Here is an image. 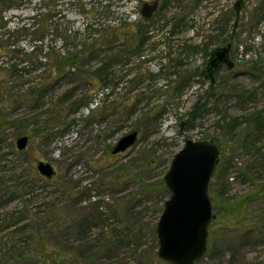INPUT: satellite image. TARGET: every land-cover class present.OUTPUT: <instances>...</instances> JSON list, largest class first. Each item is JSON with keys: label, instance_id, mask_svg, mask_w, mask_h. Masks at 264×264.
<instances>
[{"label": "rangeland", "instance_id": "obj_1", "mask_svg": "<svg viewBox=\"0 0 264 264\" xmlns=\"http://www.w3.org/2000/svg\"><path fill=\"white\" fill-rule=\"evenodd\" d=\"M7 1L0 3V264H167L157 235L171 196L165 176L188 140H214L222 151L209 186L208 251L195 264H264V0H243L239 14L240 0H160L151 19L141 9L154 0H56L52 35L36 52L13 30L46 5ZM126 24L136 32L123 41L106 33ZM89 41L99 44L93 59L59 81L50 67L48 82H57L41 100L28 96L49 47L73 53ZM228 43L235 66L217 71L208 93L203 71ZM136 129L137 144L111 155ZM39 161L55 167L54 178L40 175Z\"/></svg>", "mask_w": 264, "mask_h": 264}, {"label": "water", "instance_id": "obj_2", "mask_svg": "<svg viewBox=\"0 0 264 264\" xmlns=\"http://www.w3.org/2000/svg\"><path fill=\"white\" fill-rule=\"evenodd\" d=\"M3 0H0V3ZM158 0L145 2L141 12L145 19H151L159 9ZM243 0L235 8L239 14ZM231 44L212 52L204 74L214 82V74L223 66L233 69L230 59ZM140 129L121 138L110 149L111 155L126 152L139 141ZM28 137L17 140V149L27 148ZM222 157L221 147L214 140H188L185 147L176 154L170 170L165 176V184L171 192L164 204V210L157 226L159 239L158 257L167 264H195L203 258L209 245V228L215 219L209 186L217 164ZM38 172L46 179L57 174L55 167L39 161Z\"/></svg>", "mask_w": 264, "mask_h": 264}, {"label": "trees", "instance_id": "obj_3", "mask_svg": "<svg viewBox=\"0 0 264 264\" xmlns=\"http://www.w3.org/2000/svg\"><path fill=\"white\" fill-rule=\"evenodd\" d=\"M42 1L44 5H46V9L42 11V13L37 14V16H35L34 18V21L31 22L30 24H27V23L18 24L14 27V30H13L14 32L18 33L19 36L20 35L23 36V34L25 33V35L30 37L31 42L33 43V46L31 47L32 52L33 51L36 52L38 51L39 48H42L44 44L48 41V38L52 35L51 34L52 29H53L52 17H53V12L55 11V7H56V0H42ZM4 2H8V1L4 0ZM122 28L123 29L120 32H119V29L108 28L106 29V33L108 34L113 33V36L116 37L115 39H117V36L121 37L122 39L121 34H123L125 37L127 35L128 37L129 36L131 37V35L135 34L136 32L135 26L133 24H126V26L124 25V27ZM5 36L10 37V35L8 36L7 31L5 32ZM27 36H25V38ZM146 39L147 37L140 38L137 44V48L135 49L136 51H133V52H140L141 49H143V44L146 41ZM88 43L80 45L81 50H78L73 53L63 52V54H57L55 52L50 51L52 48L49 47V54H48L49 62L48 61L44 62L40 60L38 61V63L42 65L43 67L42 69L41 68L38 69L39 75L35 77L34 88L29 92L28 96L34 99L37 98V100L43 99V96L47 93L49 88H51V86H53V84L57 82V81H54L51 84L48 82L53 77L50 74L51 69H53L54 74L57 76L55 77V79L59 78V79H56L59 81V80H62L63 78H67L68 75H71L72 74L71 70H73L75 67L83 68L84 63H85L84 60L93 59L97 51V48L99 46V44L96 42L91 43V41H89ZM117 43H119V41ZM12 70L14 72V76L12 78L13 81L15 80L20 81V78L23 76L20 75L18 77L19 70H17L16 68L15 69L12 68ZM101 72H105V70L100 69L98 73L102 75ZM103 76L105 77V75ZM95 80H96L95 78H91V82L96 84ZM38 86H40L42 89L39 90L38 93H36L37 92L36 87ZM213 89H214V85H210V90L208 91V93L213 91ZM72 95L73 94L71 91L68 93V96H66V98ZM60 112H62V109L58 108L57 113L56 111H55L56 114L53 113V119H57L58 117H60L59 116Z\"/></svg>", "mask_w": 264, "mask_h": 264}, {"label": "flooded vegetation", "instance_id": "obj_4", "mask_svg": "<svg viewBox=\"0 0 264 264\" xmlns=\"http://www.w3.org/2000/svg\"><path fill=\"white\" fill-rule=\"evenodd\" d=\"M155 1V0H154ZM159 2H160V0H158ZM153 2V1H152ZM152 2H149V3H152ZM160 5H161V2H160ZM159 8H160V6H159ZM157 12V11H156ZM155 12V13H156ZM155 15V14H154ZM237 27V23L235 24V28ZM228 44H230V43H228ZM228 44L226 45V46H228ZM226 46H223V47H226ZM232 46V45H231ZM223 47H219V48H223ZM217 49V48H216ZM215 50V49H214ZM213 50V51H214ZM231 50H232V47H231ZM231 50H230V52H229V56H230V59H231ZM212 51V52H213ZM212 55V54H211ZM211 57V56H210ZM210 59V58H209ZM223 68H225V69H227V70H231V69H229L227 66H223L222 68H220L219 70H221V69H223ZM218 70V71H219ZM204 72H205V70L203 71V75L206 77V75L204 74ZM216 74V73H215ZM215 74H214V82H215ZM211 80V85H214V82L212 81V79H210ZM120 154H123V153H120ZM120 154H117V155H120Z\"/></svg>", "mask_w": 264, "mask_h": 264}, {"label": "built area", "instance_id": "obj_5", "mask_svg": "<svg viewBox=\"0 0 264 264\" xmlns=\"http://www.w3.org/2000/svg\"><path fill=\"white\" fill-rule=\"evenodd\" d=\"M95 101H96V100H95ZM95 104H96V105H94V103H92V106H95V107H96V106H97V103H95Z\"/></svg>", "mask_w": 264, "mask_h": 264}]
</instances>
